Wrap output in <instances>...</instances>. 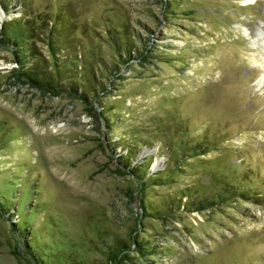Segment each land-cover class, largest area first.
Returning a JSON list of instances; mask_svg holds the SVG:
<instances>
[{
    "label": "rangeland",
    "instance_id": "rangeland-1",
    "mask_svg": "<svg viewBox=\"0 0 264 264\" xmlns=\"http://www.w3.org/2000/svg\"><path fill=\"white\" fill-rule=\"evenodd\" d=\"M5 1L9 13L0 5V22L22 17L21 0ZM65 1L75 8L70 39L79 52L95 49L110 68L117 55L100 35L126 24L132 57L119 62L116 74L98 76L105 91L88 88L85 97L82 89L23 82L0 44V187L13 180L16 195L31 192L32 203L42 206L34 228L43 239L44 220L62 222L93 264L103 261L96 246L102 238L129 241L139 220L138 237L166 254L138 264H264V0H31L26 9L54 14ZM38 47L49 58L45 42ZM190 140L216 150L185 157L183 175L153 184L150 177L167 167L170 152ZM129 146L132 167L152 162L143 199L155 206L195 185L205 194L220 189L214 178L223 176L259 198L173 212L166 220L142 216V187L120 161ZM3 187L10 195L12 188ZM198 200L187 196L183 204ZM2 208L0 264H34L13 227L19 217Z\"/></svg>",
    "mask_w": 264,
    "mask_h": 264
},
{
    "label": "trees",
    "instance_id": "trees-1",
    "mask_svg": "<svg viewBox=\"0 0 264 264\" xmlns=\"http://www.w3.org/2000/svg\"><path fill=\"white\" fill-rule=\"evenodd\" d=\"M21 1L25 5L22 9V17H12L9 20L0 22V44L7 46L9 49L13 60L18 64V69L14 72L23 82L42 90L57 92L66 90L78 92V89H82V95L86 97L92 93L94 94L96 90L97 92L106 90L103 83L97 80L98 76H108L112 72L116 74L120 70L119 62H125L126 59L132 57V48H135V46L133 45L132 34L126 24L114 25L112 29H106L105 35H100L103 37L102 40L113 48L117 55L114 57L115 61L111 67L108 68L104 64V56L96 54L95 49L88 53H84L82 50L79 52L76 43L70 39L75 22V8L70 1L59 4L54 14L47 13L46 15H33L31 9H26L30 7L31 0ZM0 5L6 13H9L5 0H0ZM171 7L176 8L177 5L172 3ZM92 37L94 38V36ZM97 38H99V35ZM39 41L45 42L49 58L46 59L39 49ZM142 56L143 53L140 52L139 58ZM97 59L100 61L98 62ZM98 72L102 76L98 75ZM66 86L68 87L66 88ZM88 88L92 93L87 91ZM3 128L4 126L0 125V149L3 148L4 142L1 141L3 140L1 137L4 133ZM10 135V133L6 134L4 140L8 141ZM193 142L192 140L186 143L181 142L178 145L179 149L175 150L174 148V152H170L167 167L150 177L154 182L153 184L172 183L178 175H183V172H185L183 167L188 164V161L184 159L185 157L195 159L207 151L216 150L215 147H211L212 145L209 142ZM137 144L136 146H138ZM4 147H6L5 144ZM115 150L116 148L113 147V151ZM134 155L135 147L129 146L126 156L120 157V161L123 166L129 169L142 187L140 192L142 216L166 220L167 216L173 212L185 211L190 213L196 211L203 213L206 210L219 209L221 204L227 205L234 199H238V197L239 199L259 198L258 193H250L244 187L237 188L231 178L223 176L220 179L218 177L214 178L215 183H218L221 187L220 189L214 188L213 191L205 194L204 191L202 192L196 188L199 185H195L192 188L188 187L181 190L173 195L175 197L170 200L165 198L159 204L155 203L156 207L148 198L147 201L143 199V196H146L145 190L148 185L146 178L150 174L152 162L146 161L132 167V161L127 157L132 156L133 158ZM173 162L178 165H173ZM1 175L3 174L0 173ZM4 181L0 187V205L3 207V212L10 213V211H13L12 214L19 217L18 222L13 223V227L18 235L23 237L25 253L34 264H93L81 257L84 247L80 243L76 246L72 243L71 239L65 234L62 222L51 218L44 220L42 228H44L43 231L47 236V240L43 239L44 235L41 229L34 228L35 217L42 211V206L39 203H32L34 198L30 196L31 192L26 195H23L24 193L16 195L18 183L13 182V180ZM4 184L12 188L10 195L4 192ZM196 194L199 196L198 201L183 204L185 197L192 198ZM23 198L25 204L22 206L15 204V201L18 202ZM140 224L141 220L138 221L137 227L133 229L129 241L119 237H113L111 240L102 238L96 246L103 261L97 264H138L137 260L139 259H148L154 256L161 257L166 254L164 249L155 245L150 239L138 237L136 233ZM132 252H135L136 255L134 256Z\"/></svg>",
    "mask_w": 264,
    "mask_h": 264
}]
</instances>
